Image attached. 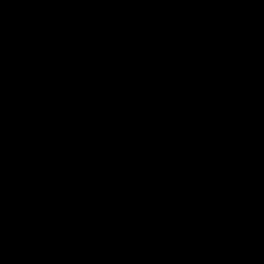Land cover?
<instances>
[{"label": "water", "instance_id": "obj_1", "mask_svg": "<svg viewBox=\"0 0 264 264\" xmlns=\"http://www.w3.org/2000/svg\"><path fill=\"white\" fill-rule=\"evenodd\" d=\"M0 264H264V0H0Z\"/></svg>", "mask_w": 264, "mask_h": 264}]
</instances>
